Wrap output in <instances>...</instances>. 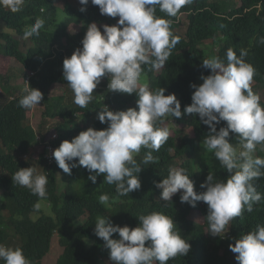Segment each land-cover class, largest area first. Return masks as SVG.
Instances as JSON below:
<instances>
[{"label": "trees", "instance_id": "trees-1", "mask_svg": "<svg viewBox=\"0 0 264 264\" xmlns=\"http://www.w3.org/2000/svg\"><path fill=\"white\" fill-rule=\"evenodd\" d=\"M81 7L78 0H25L16 13L0 6V57L13 59L22 66L18 76L0 69V244L21 247L32 264H43L51 253L53 237L57 236L63 252L55 264H112L105 242L94 234L97 217L109 218L114 225L135 228L139 225V216L156 211L172 217L175 230L191 245L187 256L178 255L168 264H238L237 254L230 251L229 244L234 245L236 239L254 231L257 225L264 226V199L252 205V212L245 206L240 217L231 220L220 236L213 237L208 233V206L204 202H197L193 208L180 202V193L165 202L160 198L162 190L154 185L167 177L173 167L186 169L198 194L205 191L200 185L208 174L216 181L229 177L225 169L210 164L208 154L198 156L206 150L203 140L209 131L198 114H185L180 119L161 118L163 122H158V126H167L168 140L158 152L142 147L134 154L142 168L141 189L128 196H117L115 184L104 182L102 175L93 184L88 177L94 173L82 166L73 168L71 175L59 169L52 153L62 141H71L88 128L106 129L107 124L96 119L104 106L112 111L127 110L135 108L137 100L135 94L110 92L109 80L105 77L86 108L73 102L74 93L63 79V60L82 47L87 29L75 34L70 30L74 32L80 25L93 22L111 26L119 19L102 16L90 0L85 12L79 10ZM156 16L171 19V31L180 39L163 68L142 66L141 83L146 80L153 91L164 88L166 96L175 94L183 113L192 103L194 89L190 85L199 86L203 83L201 75L211 74L202 67L203 60L215 56L227 63L228 48L237 56L245 49L248 52L245 60L256 72L251 87L264 106V43H261L264 0H240L236 6L226 0H192L177 17H168L158 7ZM37 18L45 21L39 36L24 40V32L30 30ZM208 43L211 48L207 47ZM24 80L43 93L40 104L44 110L40 114L34 108L18 106L25 94ZM55 86L61 87L63 95L52 96ZM36 120L40 123L36 124ZM49 120L56 122L49 124ZM224 126L226 122H221L217 130ZM230 138V143L238 145L235 134L230 133ZM259 149L262 152L256 151V157L264 159V147L258 145L256 150ZM149 151L156 159L143 164V157ZM28 167L48 177L47 199L40 200L29 189L12 181L18 169ZM60 175H64V186ZM252 183L264 196V176ZM102 194L109 195L110 206L100 203ZM38 201L44 203L35 212L33 205ZM112 238L118 239V234Z\"/></svg>", "mask_w": 264, "mask_h": 264}, {"label": "clouds", "instance_id": "clouds-1", "mask_svg": "<svg viewBox=\"0 0 264 264\" xmlns=\"http://www.w3.org/2000/svg\"><path fill=\"white\" fill-rule=\"evenodd\" d=\"M82 13L87 10L89 0H78ZM98 6L102 16L119 18L114 25H99L93 22L81 41L82 47L74 50L70 58L63 60V79L74 93V103L86 108L93 100L94 90L103 78L109 80L108 90L137 96L136 107L112 111L104 106L96 119L107 124L104 130L88 128L71 141L64 140L52 155L63 173L71 175L73 168L82 166L94 173L88 179L95 184L98 176L104 182L115 184L117 196H128L141 189L139 173L142 168L134 159L141 148L159 151L169 137L166 127L158 126L165 116L182 118L185 114H198L209 131L203 140L208 152L214 154L220 166L230 175L226 180H214L208 174L200 185L205 191H195L194 181L184 168H170L167 177L154 182L161 191V200L172 201L180 193V202L196 207L204 202L209 234L220 236L230 221L240 217L264 196L252 183L264 176V159L253 157L258 145L264 147V106L261 97L253 92L251 84L255 68L247 63V50L241 49L239 56L232 48L226 51L225 63L219 57L206 58L204 69L211 74L201 75L199 86L190 85L194 92L192 103L181 112L180 101L175 94L165 95V89L153 91L146 82L141 83L142 66L151 69L163 68L179 37L171 31V19L156 16L157 7L168 17H177L181 9L192 0H90ZM25 0H0V6L16 13ZM45 21L37 18L23 39L39 36ZM102 29V31H101ZM264 43V39L261 40ZM18 106L24 109L37 107L44 99L43 93L30 87L25 81ZM226 126L217 130V125ZM230 133L238 137V146L230 143ZM239 148V151H238ZM149 151L142 163L149 164L155 157ZM75 163L74 161H77ZM59 175V174H57ZM19 186L26 187L40 200L47 199L48 177L36 172L33 167L20 168L11 177ZM182 190V191H181ZM101 204L110 206L108 194L99 197ZM40 202L33 205L39 212ZM139 225L130 228L114 225L109 218L97 217L94 234L105 242L112 264H168L178 255L187 256L191 245L175 230L172 217L153 211L139 216ZM118 234V239H113ZM147 243V246H146ZM229 249L238 264H264V226L257 225L254 231L243 234ZM0 261L3 264H32L21 247L0 244Z\"/></svg>", "mask_w": 264, "mask_h": 264}, {"label": "rangeland", "instance_id": "rangeland-1", "mask_svg": "<svg viewBox=\"0 0 264 264\" xmlns=\"http://www.w3.org/2000/svg\"><path fill=\"white\" fill-rule=\"evenodd\" d=\"M227 3H234L235 6L237 4H239L240 0H226ZM59 6L62 8L63 6L61 4H59ZM232 6V5H231ZM87 24H82L80 25V27L77 28L76 31L73 32V30H70L71 33L75 34L78 33L80 31H84L87 29ZM209 46H207L208 48H211L210 43H208ZM0 69L2 72L5 73H9L11 76H18L22 73V66L15 60L13 59H8V58H2L0 57ZM61 87L59 86H55L54 89L52 90V96L53 97H57L60 95H63V93L60 90ZM44 105L39 104L37 107L34 108V110L36 112H39V114L44 110ZM41 111V112H40ZM56 121L53 120H49V124H53ZM36 124L40 123L38 120H36L35 122ZM167 127V126H166ZM172 129V128H171ZM1 146V145H0ZM238 146V145H236ZM239 151V148H238ZM257 153L262 152V149L256 150ZM208 154L209 156V162L210 164L213 165L214 168H221L220 163L217 159H215L214 154L211 152H208L207 150H203L200 152V154L198 155L199 158L202 157L203 155ZM253 157H256V153H253ZM61 176V181H62V185L64 186L65 184V179H64V175H60ZM44 202H41L40 204H43ZM49 212V210L47 211V213ZM38 216L40 214H37ZM35 218H37V216H35ZM199 218H197L196 220H198ZM63 252V249L60 247L59 242H58V237L54 236L53 240H52V250L51 253L44 259L43 264H55L60 256V254ZM108 264H110V262H108Z\"/></svg>", "mask_w": 264, "mask_h": 264}, {"label": "built area", "instance_id": "built-area-1", "mask_svg": "<svg viewBox=\"0 0 264 264\" xmlns=\"http://www.w3.org/2000/svg\"><path fill=\"white\" fill-rule=\"evenodd\" d=\"M50 160V159H49ZM51 162H53L54 160H50Z\"/></svg>", "mask_w": 264, "mask_h": 264}, {"label": "bare ground", "instance_id": "bare-ground-1", "mask_svg": "<svg viewBox=\"0 0 264 264\" xmlns=\"http://www.w3.org/2000/svg\"><path fill=\"white\" fill-rule=\"evenodd\" d=\"M49 151H50V149H49ZM49 154H51V153H49ZM51 156V155H50Z\"/></svg>", "mask_w": 264, "mask_h": 264}]
</instances>
